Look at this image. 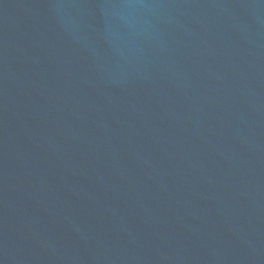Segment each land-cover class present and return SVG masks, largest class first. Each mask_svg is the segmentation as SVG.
<instances>
[{
  "label": "water",
  "instance_id": "1",
  "mask_svg": "<svg viewBox=\"0 0 264 264\" xmlns=\"http://www.w3.org/2000/svg\"><path fill=\"white\" fill-rule=\"evenodd\" d=\"M0 264H264V0H0Z\"/></svg>",
  "mask_w": 264,
  "mask_h": 264
}]
</instances>
